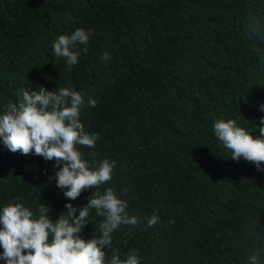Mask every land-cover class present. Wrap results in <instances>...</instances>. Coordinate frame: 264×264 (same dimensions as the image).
I'll return each mask as SVG.
<instances>
[{
    "label": "trees",
    "instance_id": "1",
    "mask_svg": "<svg viewBox=\"0 0 264 264\" xmlns=\"http://www.w3.org/2000/svg\"><path fill=\"white\" fill-rule=\"evenodd\" d=\"M79 28L94 34L68 69L53 44ZM42 87L82 93L80 121L98 139L77 148L94 168L116 161L113 178L68 200L55 161L0 140V210L20 203L38 219L43 205L55 222L112 188L141 222L114 230L105 264L113 251L138 264H250L259 251L264 264V171L214 133L219 120L254 138L264 126V0H0V116ZM88 219L86 241L105 218Z\"/></svg>",
    "mask_w": 264,
    "mask_h": 264
},
{
    "label": "clouds",
    "instance_id": "2",
    "mask_svg": "<svg viewBox=\"0 0 264 264\" xmlns=\"http://www.w3.org/2000/svg\"><path fill=\"white\" fill-rule=\"evenodd\" d=\"M91 34H94L91 29L79 28L71 35L59 36L53 44L55 56L65 59L70 69L78 63L81 51L78 45H84L83 52L87 53ZM109 58L107 52L102 56L104 60ZM84 103L82 93L70 87L60 88L58 92L42 87L38 92L24 91L19 105H8L7 112L0 116V140L4 147L12 153L20 152L25 156L32 153L45 161H55L56 187L71 201L77 200L86 189H98L111 181L116 166V161L104 160L94 168L78 150L77 145L95 148L98 139L97 134H88L80 121ZM88 105L95 107L97 101L89 98ZM260 124L264 125V117ZM214 133L231 150L233 160L243 158L253 163L257 171H264V126L259 127V136L254 138L238 127L235 120H219L214 123ZM65 207L67 218L64 213L55 222L49 219V210L43 205L41 210L46 214L38 219L20 203L3 207L0 210V247L3 249L0 259L5 264H105L104 249L112 250L114 230L121 225L135 226L141 222L127 214V202L119 199L112 188L103 195L92 192L86 206L77 208L67 203ZM89 209H95L105 219L99 236L86 241L80 233L89 221ZM158 221L154 213L147 219V226L153 227ZM259 255V251L253 254L250 264H258ZM110 264H138V260L132 251L126 260H121L118 252L113 251Z\"/></svg>",
    "mask_w": 264,
    "mask_h": 264
}]
</instances>
